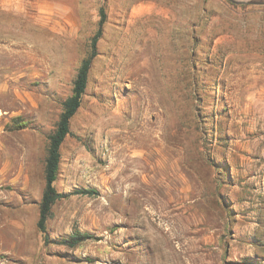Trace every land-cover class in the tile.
<instances>
[{
    "label": "rangeland",
    "instance_id": "obj_1",
    "mask_svg": "<svg viewBox=\"0 0 264 264\" xmlns=\"http://www.w3.org/2000/svg\"><path fill=\"white\" fill-rule=\"evenodd\" d=\"M237 1L0 0V264H264V5Z\"/></svg>",
    "mask_w": 264,
    "mask_h": 264
},
{
    "label": "trees",
    "instance_id": "obj_2",
    "mask_svg": "<svg viewBox=\"0 0 264 264\" xmlns=\"http://www.w3.org/2000/svg\"><path fill=\"white\" fill-rule=\"evenodd\" d=\"M99 13L101 18L99 20L98 29L91 39L90 56L81 63L73 82L71 95L63 102V110L60 113L55 130L49 136V144L44 169V189L41 195L39 216L37 220L38 230L43 234V240L45 242L49 239V236L46 232L45 222L49 215L51 206L58 198L65 196V194L57 192L53 186V183L57 179L58 175V166L60 161L59 149L65 137L70 133V118L77 111L80 105L81 97L86 89L88 72L91 61L96 55V43L100 37L101 26L104 22V13L102 8L99 9ZM81 192L89 193L94 191L83 189ZM85 238H88L87 234H77L76 236L70 237V240H67V243H69L70 246H74L76 243Z\"/></svg>",
    "mask_w": 264,
    "mask_h": 264
},
{
    "label": "water",
    "instance_id": "obj_3",
    "mask_svg": "<svg viewBox=\"0 0 264 264\" xmlns=\"http://www.w3.org/2000/svg\"><path fill=\"white\" fill-rule=\"evenodd\" d=\"M237 2L238 3L254 4V5H264V0H245V1H237Z\"/></svg>",
    "mask_w": 264,
    "mask_h": 264
},
{
    "label": "crops",
    "instance_id": "obj_4",
    "mask_svg": "<svg viewBox=\"0 0 264 264\" xmlns=\"http://www.w3.org/2000/svg\"><path fill=\"white\" fill-rule=\"evenodd\" d=\"M3 133H4V131L2 129H0V149H3L4 148V142L1 139L2 136H3Z\"/></svg>",
    "mask_w": 264,
    "mask_h": 264
},
{
    "label": "bare ground",
    "instance_id": "obj_5",
    "mask_svg": "<svg viewBox=\"0 0 264 264\" xmlns=\"http://www.w3.org/2000/svg\"><path fill=\"white\" fill-rule=\"evenodd\" d=\"M163 167H165V166H163ZM173 169V168H172ZM160 171V170H159ZM161 180V179H160ZM146 194V193H145ZM161 256V255H160ZM183 261V260H182ZM159 262V261H158ZM161 262V261H160ZM155 263V262H154ZM167 264V263H166Z\"/></svg>",
    "mask_w": 264,
    "mask_h": 264
}]
</instances>
